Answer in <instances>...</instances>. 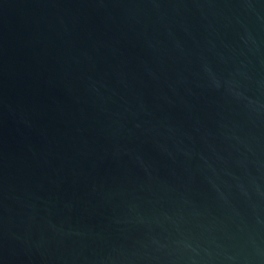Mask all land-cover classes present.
<instances>
[{
	"label": "water",
	"instance_id": "obj_1",
	"mask_svg": "<svg viewBox=\"0 0 264 264\" xmlns=\"http://www.w3.org/2000/svg\"><path fill=\"white\" fill-rule=\"evenodd\" d=\"M0 264H264V0H0Z\"/></svg>",
	"mask_w": 264,
	"mask_h": 264
}]
</instances>
